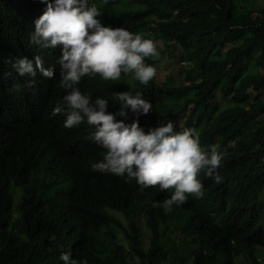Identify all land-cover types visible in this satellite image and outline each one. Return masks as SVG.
Masks as SVG:
<instances>
[{
    "label": "trees",
    "instance_id": "1",
    "mask_svg": "<svg viewBox=\"0 0 264 264\" xmlns=\"http://www.w3.org/2000/svg\"><path fill=\"white\" fill-rule=\"evenodd\" d=\"M253 2L248 9L249 0H87L103 25L174 43L179 58L192 63L185 80H199L164 86L153 78L129 87L122 73L97 89L108 112L119 107L114 92L192 91L197 116L181 128L207 124L198 130L200 145L224 153L221 182L201 173L202 197L186 194L168 212L153 205L173 189L141 191L134 179L92 170L104 149L87 138L90 130L65 128L62 115L50 114L55 101L35 113L0 78V264H63L62 252L74 264H238L237 257L261 263L255 249H264V10ZM54 87L60 89L58 73ZM133 118L129 112L125 122ZM137 119L148 131L150 121Z\"/></svg>",
    "mask_w": 264,
    "mask_h": 264
},
{
    "label": "clouds",
    "instance_id": "2",
    "mask_svg": "<svg viewBox=\"0 0 264 264\" xmlns=\"http://www.w3.org/2000/svg\"><path fill=\"white\" fill-rule=\"evenodd\" d=\"M42 2L45 8L39 0L32 5L27 0H0V78L12 84L19 100L35 113L55 101L50 114L62 115L65 128L90 130L87 138L104 149L92 170L134 179L141 191L149 186L173 189L168 198L154 202L165 212L182 204L186 194L202 197L201 173L219 184L217 169L224 153L216 145L208 151L201 147L198 130L207 124L181 128L186 119L197 116L192 91L150 93L148 87L144 95L114 92L111 100L119 104L115 112L106 111L108 99L97 95L102 81H118L122 73L121 81L129 87L147 85L153 78L164 86L191 87L199 81L185 80L192 63L178 55L176 62L171 54L169 67L159 70L153 58L158 54L156 41L125 27L103 25L100 11L87 0ZM150 56L151 65L145 63ZM57 73L60 89L54 87ZM160 73L178 74L182 82L160 80ZM129 112L134 118L126 123ZM141 115L150 121L146 132L138 123ZM69 256L62 252L59 260L74 264Z\"/></svg>",
    "mask_w": 264,
    "mask_h": 264
},
{
    "label": "rangeland",
    "instance_id": "3",
    "mask_svg": "<svg viewBox=\"0 0 264 264\" xmlns=\"http://www.w3.org/2000/svg\"><path fill=\"white\" fill-rule=\"evenodd\" d=\"M127 2V1H126ZM250 5L247 6V8L249 9L250 7H252L254 5L253 0H249ZM256 5L260 10H264V0H256ZM241 4V3H240ZM126 7H132V4L130 2H127ZM244 9V7L242 8ZM257 12V11H255ZM155 46H156V50H157V55H154L153 58L156 61V63L158 64V68L159 70H163L162 68H165L166 66L169 67V63H168V57L172 54L174 56V58L176 59V62L178 61L177 59V54L175 53V46L174 43H168V44H162L159 41L154 42ZM160 75L162 77H164L163 79L160 80H167L168 83H181L182 82V77L178 74H174L169 75V76H165L164 73H160ZM214 101L216 104L218 105H222L225 106L226 101L223 100L222 98L219 97V95L214 96ZM255 254L261 258V263L260 264H264V249L257 247L255 249ZM247 261L246 257H237L236 258V263L240 264L242 262Z\"/></svg>",
    "mask_w": 264,
    "mask_h": 264
}]
</instances>
